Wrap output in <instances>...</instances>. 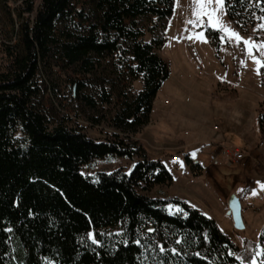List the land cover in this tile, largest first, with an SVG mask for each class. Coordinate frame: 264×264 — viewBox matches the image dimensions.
<instances>
[{
	"label": "trees",
	"instance_id": "1",
	"mask_svg": "<svg viewBox=\"0 0 264 264\" xmlns=\"http://www.w3.org/2000/svg\"><path fill=\"white\" fill-rule=\"evenodd\" d=\"M244 1L225 0L231 22L240 19ZM252 1L264 17V0ZM173 5L174 0H41L33 22L20 25L17 43H0V264L250 262L255 244L249 243L248 253L240 250L213 219L184 201L145 194L173 181L165 163L171 154L152 157L141 140L113 136L99 141L64 122L51 123L39 102L47 87L45 69L72 70L87 83L105 59L118 55L122 60L115 66L129 83L141 81L142 89L120 97L113 126L125 134L146 126L170 70L158 55L165 36L147 39L135 20L152 17L165 25ZM33 11L28 6L22 17ZM220 35L207 31L216 49ZM259 74L264 85V66ZM105 83L98 84L106 104ZM86 86L76 81L70 92L94 109L93 93L83 94ZM259 114L263 134L264 112ZM176 154L194 176L201 175L200 163L182 151ZM109 157L131 160L129 173H98L95 180L82 174L84 166ZM168 205L182 212L171 214Z\"/></svg>",
	"mask_w": 264,
	"mask_h": 264
},
{
	"label": "rangeland",
	"instance_id": "2",
	"mask_svg": "<svg viewBox=\"0 0 264 264\" xmlns=\"http://www.w3.org/2000/svg\"><path fill=\"white\" fill-rule=\"evenodd\" d=\"M74 4L81 6L79 2ZM30 5L34 6L33 14L22 17ZM193 5L194 0H174L173 13L165 25L152 17L135 20V28L144 32L147 39L165 36L166 43L158 55L169 64L170 70L169 78L153 102L149 123L136 133L125 134L112 123L121 106L120 97L137 94L142 89L141 81L129 83L125 71L115 66L122 60L118 55L105 59L97 72L87 77L93 78L87 83L75 71L63 67L45 69L42 79L47 87L39 102L51 123L64 122L69 127H77L92 139L103 141L117 136L141 140L152 157L177 155V162L169 157L165 162L173 175L172 185L155 186L145 194L157 199L177 197L184 201L213 219L240 250L248 253L253 249L249 243L255 244L252 259L243 264H252L253 258L259 264L264 257V254L256 255L264 253V243H260L264 230V188L257 183H264V132L260 133L259 122V113L264 112V85L243 41L264 43V28L259 27L264 25V17L258 14L257 4L245 0L239 9L240 19L233 23L223 6L218 12L219 21L243 38L238 43L210 27L206 18L203 24L190 23L196 20ZM40 7L41 0H0V43L16 44L20 25L27 20L32 23ZM210 29L221 33L218 49L207 37ZM195 33H202L206 42L196 39ZM262 52L264 48L252 49V54L264 61ZM101 80H107L104 88L110 94V103L102 101L98 84ZM76 81L87 85L83 94L93 93L94 109L74 99L70 89ZM183 145L189 148L191 155L195 152L193 156L203 168L201 176H191L183 169V156L176 154ZM224 146L238 148L246 158L239 165H225L221 157L210 163L209 156L216 148ZM131 164L126 158L109 157L84 166L82 174L95 180L98 173L116 170L129 173ZM231 197L240 202L243 230L235 229L227 216ZM166 210L171 214L182 212L176 205H168Z\"/></svg>",
	"mask_w": 264,
	"mask_h": 264
},
{
	"label": "snow or ice",
	"instance_id": "3",
	"mask_svg": "<svg viewBox=\"0 0 264 264\" xmlns=\"http://www.w3.org/2000/svg\"><path fill=\"white\" fill-rule=\"evenodd\" d=\"M224 3H225V0H194L192 14L193 16L196 17V20L190 21V23L203 24L204 18H206L207 23L210 27L214 29H218L219 31L225 33V36L227 37V39L229 40L235 39L239 43L243 38H241L238 33L221 25L219 21L218 12L224 6ZM259 27L264 28V25H259ZM194 35L196 39H200L201 41L206 42V39L202 33H195ZM225 36H221V39L222 40L225 39ZM189 38H192V37H189ZM243 42L247 46L246 50L248 51L249 55H251V58L253 59L254 63L258 66L257 71H259V67L264 66V61H261L255 55H253L252 49L257 48V47L264 48V43L260 45H256L252 43L250 39L244 40ZM261 55H264V52H262ZM193 155H195V152H193ZM257 183L260 185L261 188H264V183H261L260 181H257ZM253 194H255L254 191H253ZM88 236L90 239H93V243L98 242L95 240L92 233H89ZM137 243H139V241H137ZM161 251H164V249L161 248ZM172 251H175V249H173ZM229 254L231 255V253ZM261 254H264V253H261V252L256 253V255H261ZM237 260H241V258L237 257ZM241 264H243L242 260H241ZM252 264H256L255 258H253Z\"/></svg>",
	"mask_w": 264,
	"mask_h": 264
},
{
	"label": "built area",
	"instance_id": "4",
	"mask_svg": "<svg viewBox=\"0 0 264 264\" xmlns=\"http://www.w3.org/2000/svg\"><path fill=\"white\" fill-rule=\"evenodd\" d=\"M216 130L217 127H214ZM217 157H221L222 161L225 165H239L241 162L244 161L246 155L243 151L239 150L238 148H231V147H220L216 149V152L209 156L210 163H215L217 161ZM172 162H177L178 159L172 158Z\"/></svg>",
	"mask_w": 264,
	"mask_h": 264
},
{
	"label": "water",
	"instance_id": "5",
	"mask_svg": "<svg viewBox=\"0 0 264 264\" xmlns=\"http://www.w3.org/2000/svg\"><path fill=\"white\" fill-rule=\"evenodd\" d=\"M227 216L232 220L234 228L237 230H243L244 224L241 215V206L237 198L231 197L228 202Z\"/></svg>",
	"mask_w": 264,
	"mask_h": 264
},
{
	"label": "crops",
	"instance_id": "6",
	"mask_svg": "<svg viewBox=\"0 0 264 264\" xmlns=\"http://www.w3.org/2000/svg\"><path fill=\"white\" fill-rule=\"evenodd\" d=\"M220 46V45H219ZM219 86V85H218ZM157 96V95H156ZM155 102V101H154ZM154 106V105H153ZM179 149H180V151H182V152H184V154H186V155H188L193 161H195V162H197V163H199L198 162V160H196L195 158H194V156L193 155H191V153L189 152V148L186 146V145H183V146H181V147H179ZM217 149V148H216ZM215 152H216V150H215ZM177 166V165H176ZM176 166H175V168H176ZM178 167V166H177ZM182 167V166H181ZM180 168H178V169H176L177 171H178V173H179V171H181V170H179ZM183 169H185V171L186 172H188L191 176H194L191 172H190V170L189 169H187L186 168V165H185V163L183 164ZM203 172V171H202ZM202 175V174H201ZM200 175V176H201ZM196 178V177H195ZM172 183L173 182H171L170 183V186L172 185ZM168 185H169V183H168ZM174 198H177V197H174ZM236 198V197H235Z\"/></svg>",
	"mask_w": 264,
	"mask_h": 264
}]
</instances>
